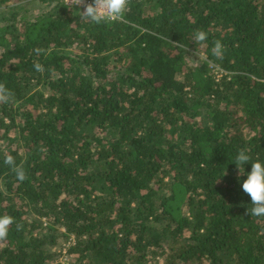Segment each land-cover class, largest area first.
Instances as JSON below:
<instances>
[{"label": "trees", "instance_id": "16d2710c", "mask_svg": "<svg viewBox=\"0 0 264 264\" xmlns=\"http://www.w3.org/2000/svg\"><path fill=\"white\" fill-rule=\"evenodd\" d=\"M28 1L0 0V264H264L241 187L264 163V0H130L100 25Z\"/></svg>", "mask_w": 264, "mask_h": 264}, {"label": "clouds", "instance_id": "9594fccd", "mask_svg": "<svg viewBox=\"0 0 264 264\" xmlns=\"http://www.w3.org/2000/svg\"><path fill=\"white\" fill-rule=\"evenodd\" d=\"M130 0H69L71 6L82 7L81 19L90 21L96 25L107 22H120L124 20V15L128 9ZM193 39L197 43L203 44L208 39V33L198 29L194 32ZM179 44V43H177ZM182 46V45H181ZM39 53L40 49L36 50ZM225 51V46L220 40L213 41L212 55L221 58ZM38 72H43L41 64H34ZM14 93L8 89L5 83L0 82V103H9L14 101ZM251 157L247 154L246 149H240L235 158V165L239 175L244 174V165L249 163ZM4 164L9 166L19 182L27 179L26 172L22 165H17L12 155H7ZM242 190L251 199V209L247 211L248 215L255 217L264 216V163L260 161L251 163V171L243 181ZM15 218L10 215L0 216V241H5L8 237L10 226L15 223ZM21 225L17 224V230H21Z\"/></svg>", "mask_w": 264, "mask_h": 264}, {"label": "rangeland", "instance_id": "374dc122", "mask_svg": "<svg viewBox=\"0 0 264 264\" xmlns=\"http://www.w3.org/2000/svg\"><path fill=\"white\" fill-rule=\"evenodd\" d=\"M56 1H58V0H56ZM17 4L19 5L20 3H17ZM20 5H22L23 7H22V10L20 9L19 13L22 16H26L27 19H31V20L34 19L35 17H37L38 15L47 11V8L45 7V5H42L39 0H31V1H28L25 3H21ZM195 54L197 55V57H199V59H205V54H204L202 47H199L198 49H196ZM211 66L209 65V69L211 70V73L215 77H220L221 74H220L219 70L218 71L213 70L211 68ZM71 242H73V238H71L69 240L62 239L59 241V243H60L59 247H63V249L66 250L65 247H68L69 243H71ZM59 261L62 264L68 263V258L64 255V251H63V255L61 256Z\"/></svg>", "mask_w": 264, "mask_h": 264}, {"label": "built area", "instance_id": "2783aa9c", "mask_svg": "<svg viewBox=\"0 0 264 264\" xmlns=\"http://www.w3.org/2000/svg\"><path fill=\"white\" fill-rule=\"evenodd\" d=\"M63 3H64V5H66V6H69V7H73V6H71L70 5V3H69V0H61ZM86 2H91V0H86ZM77 8H79V9H82L83 10V8L82 7H77ZM211 68L213 69V70H216V71H218V69L217 68H215V67H213V66H211Z\"/></svg>", "mask_w": 264, "mask_h": 264}]
</instances>
